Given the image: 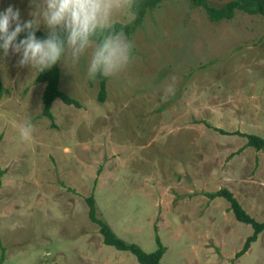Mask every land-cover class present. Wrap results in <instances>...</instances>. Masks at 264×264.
Masks as SVG:
<instances>
[{
	"label": "rangeland",
	"instance_id": "obj_1",
	"mask_svg": "<svg viewBox=\"0 0 264 264\" xmlns=\"http://www.w3.org/2000/svg\"><path fill=\"white\" fill-rule=\"evenodd\" d=\"M9 4L31 18L30 0H0V11ZM126 36L131 62L105 79L103 101L87 77L91 49L58 62L59 88L79 106L55 98L51 118L37 71L0 50V264H140L102 241L90 193L95 216L124 240L148 251L156 232L161 264H264V228L236 256L251 226L204 194L226 187L264 218V146L233 132L264 136V16L210 20L188 0H161Z\"/></svg>",
	"mask_w": 264,
	"mask_h": 264
},
{
	"label": "clouds",
	"instance_id": "obj_2",
	"mask_svg": "<svg viewBox=\"0 0 264 264\" xmlns=\"http://www.w3.org/2000/svg\"><path fill=\"white\" fill-rule=\"evenodd\" d=\"M30 19L22 20L20 10L11 4L0 11V50L7 57L18 55L17 65L37 73L70 59L73 63L91 49L87 77H113L125 70L132 59L133 42L123 30L114 31L113 17L125 12L134 19L135 0H30ZM41 25L46 35L38 37ZM23 38H19L21 34ZM106 33L99 42L93 37ZM170 95L174 87L166 89ZM167 99V96L164 97ZM21 138L28 140L34 131L31 120L19 125Z\"/></svg>",
	"mask_w": 264,
	"mask_h": 264
},
{
	"label": "trees",
	"instance_id": "obj_3",
	"mask_svg": "<svg viewBox=\"0 0 264 264\" xmlns=\"http://www.w3.org/2000/svg\"><path fill=\"white\" fill-rule=\"evenodd\" d=\"M161 0H135V4L132 8L134 13V19L127 20L126 22L113 21L112 30L120 31L123 30L125 35H129L137 26L146 10L154 8ZM193 6L202 7L206 15L210 20H218L221 18H230L235 9H240L247 13H259L264 16V0H226L220 5H212L207 2V0H188ZM106 33H99L97 37H93L95 43L99 42L101 38ZM23 33L19 38H23ZM36 35L38 37H43L46 35V31L39 30ZM59 76L60 71L58 63L52 68L47 69L43 72L36 73L34 80L43 81L44 86L41 92L42 101V114H45L48 118H51L50 104L53 99L59 98L62 102L66 104H73L79 106L77 99L62 91L59 88ZM107 77L98 76L97 77V93L96 98L99 101H103L105 97V79ZM1 88V82H0ZM217 128V127H215ZM220 132H227L221 128H217ZM234 133L242 135L245 137L244 145H248L258 150L264 146V136L251 133V132H241L234 130ZM0 169V175H1ZM204 194L208 198H213L215 196H221L228 202V209L232 212L235 219L245 222L251 226L250 232L245 236L240 248L235 252L238 256L243 253L249 246L250 242L253 241L257 234L264 228V218L258 220L251 216L239 203L236 197L233 195L232 191L226 187H218L212 191H204ZM87 203V215L90 220L94 221L98 226V231L101 234L102 241L105 244H109L116 249L127 250L133 254L135 259L140 264H161L159 258L164 251V245L159 239V236L154 232L155 247L152 250H143L137 243L132 241H126L122 237L116 235L111 229L109 224L103 219L95 216V203L94 197L90 193L85 197ZM2 251V249H1ZM2 259V253L0 254V260Z\"/></svg>",
	"mask_w": 264,
	"mask_h": 264
}]
</instances>
